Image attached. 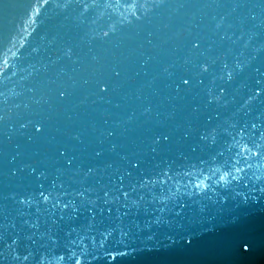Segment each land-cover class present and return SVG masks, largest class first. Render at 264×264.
Listing matches in <instances>:
<instances>
[{"label":"water","instance_id":"1","mask_svg":"<svg viewBox=\"0 0 264 264\" xmlns=\"http://www.w3.org/2000/svg\"><path fill=\"white\" fill-rule=\"evenodd\" d=\"M77 262L264 264V0H0V264Z\"/></svg>","mask_w":264,"mask_h":264},{"label":"snow or ice","instance_id":"2","mask_svg":"<svg viewBox=\"0 0 264 264\" xmlns=\"http://www.w3.org/2000/svg\"><path fill=\"white\" fill-rule=\"evenodd\" d=\"M245 249H247V246H245ZM77 264H79V262H77Z\"/></svg>","mask_w":264,"mask_h":264}]
</instances>
